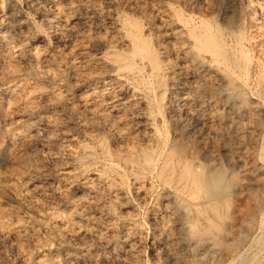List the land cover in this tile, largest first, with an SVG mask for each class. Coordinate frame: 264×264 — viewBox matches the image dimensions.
<instances>
[{"label": "rangeland", "instance_id": "374dc122", "mask_svg": "<svg viewBox=\"0 0 264 264\" xmlns=\"http://www.w3.org/2000/svg\"><path fill=\"white\" fill-rule=\"evenodd\" d=\"M151 4L192 25L205 22L221 28L227 44L235 46L236 50L232 52L239 60L238 71L247 81L242 90L238 87L247 101L240 108L241 128L232 130L231 136H220L217 145L208 140L207 148H213L217 154L210 161L204 157L203 147L193 151L192 154L199 157L197 172L202 176V187L196 199L184 191L185 194L177 197V202L170 203L175 206L176 215L164 210L158 194L162 186L158 182L148 190L147 198L138 197L132 181L133 167L126 165L121 157L119 143L109 136L105 126L94 122L95 130L85 114L79 115L69 107L74 106L73 101H77L80 93L95 90L96 84L98 91H108L118 75L127 81L126 85L137 87L151 98V93L155 95L149 89L144 68L142 72L139 68L135 72L124 68L114 71L131 47L129 31L136 28L143 40L154 47V29L159 19L150 17ZM63 15L66 20L62 19L65 18ZM223 15L228 16L227 21H233L232 27L229 26L232 22L227 25ZM0 20V264H24L23 254L28 251L30 254L43 251L50 260L48 264L52 263L54 255L61 258L60 263L66 264L65 252L73 257L72 264H101L102 261L105 264H264V114L259 115L253 110V97H259L264 103L257 82L260 80L257 74L261 72L257 58L259 55L264 58V0H0ZM238 40L249 59L237 50ZM34 50L39 51V58L31 55ZM45 55L49 57L46 60ZM98 56L110 64L104 66V70L108 68L105 73L100 69L101 73L97 74L99 68L93 62L99 59ZM88 58L91 60L85 63L84 59ZM106 103L104 108H109ZM220 109L219 113L224 116L225 111ZM83 119L87 121L85 124ZM225 122L223 120L221 125L228 129ZM165 127L169 143L172 134L168 125ZM36 132L39 134L35 135ZM189 135L198 146H204L203 135L198 137L193 130ZM72 137L82 148L76 154H61L63 160H56V150L73 146ZM234 153L242 156V166L228 161V155ZM60 160L72 170L71 174H65L67 177L58 174L57 177H62L57 178L52 174ZM110 163L118 165L115 172L108 167ZM41 170L49 173L47 179L34 178L33 173ZM93 171L123 180L122 188L129 200L127 205L132 204L122 209L113 206L115 211L111 210L110 217L113 219H109L110 222L106 219L108 228L102 229L107 238L105 245H100L94 237L84 238L79 234L69 239L51 227L57 219L71 224L73 214L67 211L68 203L72 197L76 200L83 195L77 186L93 175ZM212 176L217 179L213 185L209 181ZM65 180L72 181L73 186L66 190L64 198H58L51 191L60 189L58 187ZM40 185L46 186L48 192L34 190ZM212 208L222 214L219 225L214 227L209 223ZM20 221H25L35 242L20 241L13 232L6 231L19 225ZM129 225L136 231L132 232L134 263L128 260L122 241ZM104 253L108 257L106 260L101 257Z\"/></svg>", "mask_w": 264, "mask_h": 264}, {"label": "bare ground", "instance_id": "6f19581e", "mask_svg": "<svg viewBox=\"0 0 264 264\" xmlns=\"http://www.w3.org/2000/svg\"><path fill=\"white\" fill-rule=\"evenodd\" d=\"M150 9H151L150 17H152V19L154 18L159 19V24L157 28L154 29L155 31L153 30L155 33L154 34L155 35L154 36V47L150 46V44L147 43L146 40H143V38L141 37V35L139 34L136 28L134 31H129V33L132 36L131 47L129 48V51L125 53L124 58H122V56H119L120 57L119 59L122 58L121 59L122 62L121 63L119 62V65L117 68L114 67V71L115 69H119V70L126 69V71L133 70L135 72V69L139 68V70L141 71V69L144 68L145 75L148 78L147 81L149 83V89L153 90L155 95L151 93L152 94V98H151L149 94L141 92V90H139L137 87H132V86H129L128 84L126 85L125 82L127 81L121 80L118 75V78L116 80L115 78H113L115 81H113V83L110 84L111 85L110 89L107 87L109 89L108 91L106 92L100 91V90L98 91L96 89V85H97L96 84L94 87L95 90L93 89L91 92L89 91L86 92L87 91L86 90L85 92L80 93L77 97V101L76 99L75 101H73L74 106L72 105L69 107H71V109L79 115L85 114L89 122L92 124V126L90 124L91 127L95 126V123L96 125H98L99 123L102 124L101 125L102 127L105 126L107 129V132H109L110 134L109 136H111V138L114 141L119 143L118 150H120V152L122 153V154L120 153L119 154L126 162V165L128 164L133 167L134 173L133 172L132 173L134 174V177L132 181L134 182V188H135V191L138 197L140 198L146 197L147 192L149 193L148 190L151 188L153 189L155 184H157L158 182V184L162 186L158 194H159V198L163 201L162 205L164 207V210L166 211V213L169 212L167 214L176 215L177 210L175 209V206L174 207L170 206V203L174 201L177 202L176 201L177 197L183 194L184 191H187L186 193L188 194L190 198L196 199L202 187V181H203L202 176L199 175L197 172L198 171L197 168L199 167V164H200L199 159H198L199 157L196 156V154L195 155L192 154L193 151H196V152L200 151L199 149L203 147L205 149L203 151V153L205 154L204 157L210 161L216 158L217 154L216 152H214L213 148L212 149L207 148V143L209 141H212L215 145H217L218 143L217 139H219L220 136L227 135L228 137V135H230L231 133H234L232 130L241 128L240 127L241 126L240 108L244 107L245 102L247 103V101L245 100L246 97H245V94H243V91L242 92L238 91V87H240V89L242 90V87H244V84H247V81L245 80L246 78L244 79L243 76L238 71V61L239 60H238V57L236 56L237 54L236 55L233 54L235 46L232 47L231 45L227 44L225 35L222 32L221 28L219 27L215 28L205 22L192 25L189 22H187V20H184L180 17H176L174 14H171L168 11H166V9H161L159 7H156L154 4L150 5ZM227 15H223V19L224 20L226 19L227 25H229L232 22L229 25L230 27H232L233 21H229V20L227 21V18H228ZM62 19L66 20V17ZM230 20H231V17H230ZM0 23H2L1 20H0ZM1 36L2 35L0 34V38ZM111 38L113 39L112 36ZM236 44L238 48L237 50H240V52L242 53V56L245 59L247 58L249 59V56L247 57V54L244 53L243 51L244 47L242 48L243 45H241V42L238 40ZM36 50L31 52V55H33L34 58L39 56L38 55L39 51L37 52ZM86 57L88 56H85V58ZM98 57L99 59H96V61L93 62L94 66L96 65L99 68L96 70L98 72L97 74L101 73L99 72L100 69L104 70V66L107 67L106 66L107 62H105L106 59L103 60V58H100V56ZM44 58L46 60L47 58L46 55ZM257 59H258L257 62L261 66V72L260 74H257L259 75V78H260V80L257 81L259 85L258 92H259V95H261L262 98H264V58H262V56L259 55ZM90 60L91 59L89 58L86 60L84 59V62L87 63ZM109 65L110 64H108V66ZM106 70L102 72L105 73ZM248 70L249 68H247V71ZM96 71H94V73ZM110 71H112V69ZM108 79H109V76H108ZM150 86L152 88H150ZM105 90L107 89L105 88ZM97 91L98 93H95ZM253 100H254L253 110H255V112L259 115L264 114L263 101L259 97L258 98L253 97ZM67 101H69V99ZM105 102L109 103V106H110L109 108L107 107L104 108L105 105L103 106V104ZM220 108L225 111L224 116L219 113ZM185 119H188L189 121L185 122ZM223 120L227 121V123L226 122L225 123L227 124L226 126H228V129H225L224 126L221 125L222 124L221 122ZM86 122L87 121H85L84 124ZM167 125L170 128L171 134H172L169 143L167 142L168 139L166 138L168 136H165V131H167L165 126ZM197 126H198V129H197ZM95 127L93 128L95 129ZM191 130H193L194 133L195 132L198 133V137L203 135L204 146H198L196 142H194V140L190 138V135L188 137V133ZM34 134L36 135L39 133L36 132ZM204 134L205 135L207 134L206 137ZM33 137L35 136L33 135L32 138ZM73 137H72V140L74 143L73 146L66 145L62 149L56 150L58 151L57 152L58 154L56 153H55L56 155L54 154L55 155L54 157L56 160L62 159L60 157L61 154H64V155L65 154L67 155L76 154V152L82 148V147L80 148V145H79L81 143L79 142L78 144L75 141L76 138L74 140ZM69 141L70 139L68 140V142ZM70 144H72V141ZM228 156H229L228 161H230L232 164H235L238 166L243 165L241 155L234 153V154H229ZM62 160H60L59 164H56L57 167L54 168L55 171L54 169L52 170L54 171L52 173L53 176L57 177L58 174H61L64 176L65 174L72 173V170L69 169V167L66 164L61 162ZM77 165H79V163ZM108 167L112 169L111 171H114L115 168L116 170L118 169V165L117 164L114 165L113 163L112 164L110 163V166ZM123 168L125 169V167ZM81 170L85 171L86 169H81ZM45 172H42V170L36 173L34 172L33 173L35 176L34 178L41 176V177H46L47 179V177L49 176V173H45ZM81 173L83 174V172ZM59 176L57 178H59ZM113 176L110 177L106 175V173L104 174L103 172L99 171V172H94L93 175H89V177L87 176L85 179L83 177L84 180L80 182V186H77L78 188L82 190L83 195L82 196L80 195V197H78L76 200L74 199L75 197L74 198L72 197V200L68 203L69 209L68 210L66 209L67 211H70L71 214H73L71 224L69 225L67 223H62V221L64 220L57 219L55 221L53 220V225L51 227L58 229V231L60 230L61 233L65 234L67 237H69V239L71 237L73 238V236L75 238V235L79 234L83 236L84 238L94 237L96 241L100 243V245H105L107 242L106 241L107 238L104 236L105 233L103 235L102 229L108 228L106 225L108 223V222L106 223V219L110 222L109 219H111L110 218L111 212H112L111 210L113 209V206L115 208L122 209L128 206L127 204L129 202V200H127L125 196L126 191H124L122 188L123 180L121 179L118 180L116 179V177H113ZM216 180L217 179L214 176H212L209 179L212 185L215 184ZM71 183L72 181L67 182L65 180L63 181V184L61 186L62 188L58 187L60 188L58 190L52 189L51 193L58 196V198H64L66 196L65 195L66 190L73 186ZM179 183L180 184L182 183L181 184L182 187H180L181 185L179 186ZM42 186L41 185L36 186V187L34 186L35 187L34 190H36L38 193L39 192L47 193L48 188L46 186L45 187H42ZM185 189H188V190H185ZM55 195H52V196L55 197ZM51 201H52V198H51ZM130 205L132 204L130 203L129 206ZM209 207L211 206H208V208ZM215 209L217 208H214V209L212 208L213 214L212 213L210 214V216L213 215L209 220L210 221L209 223L212 224L211 225L212 227L219 225L218 223L220 222L221 215H222V214L221 215L219 214L218 212L219 210L215 211ZM196 210H198V208H196ZM58 214H60V212H58ZM51 216H49V218ZM57 217H60V215ZM57 217L54 216V218H57ZM61 218L62 217H60V219ZM24 222L20 221L19 225L15 227L11 226L12 228L10 229L8 228V230L6 231L8 233L13 232L18 239H21L20 241H23V240L34 241L32 239L35 237H33V235L30 233L29 227ZM206 222L208 221L206 220ZM103 223H105L104 226H103ZM133 226L134 225L132 224V227ZM124 231H125V234L122 236L123 238L122 241L125 246L124 252L129 258L128 260L134 263L136 261V255L134 253L135 252L134 238H133V233H132L134 231H132L131 225H129L128 227L126 226V229ZM110 235H111V232H110ZM36 243L38 245L39 241ZM45 243L46 242H44V246H45ZM41 244L43 245V243ZM38 248L40 247L38 246ZM44 249L45 248H43V250ZM38 250L40 251V249ZM32 253L34 252L32 251ZM45 253L47 252L45 251ZM65 253H64V256L62 255L65 260V263L72 264L71 259L73 257L70 255V253H67V254ZM104 254H102L101 257L105 258L106 260L108 257L106 258L107 255L106 254L104 255ZM46 255L47 254H44L43 251L36 253V254H30L28 251L27 254L25 253L23 254V263L24 264H48L49 258L46 257ZM174 256L175 254L172 253L173 258ZM56 257L55 255L53 256V259L51 260L52 261L51 264H62L59 262L61 261L60 260L61 258L57 257L59 259L58 260ZM101 264H105V263L102 261Z\"/></svg>", "mask_w": 264, "mask_h": 264}]
</instances>
